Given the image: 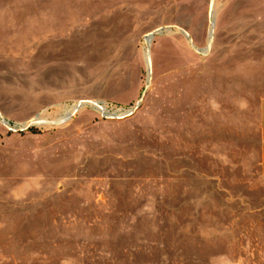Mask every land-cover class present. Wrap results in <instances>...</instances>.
<instances>
[{"label":"rangeland","instance_id":"1","mask_svg":"<svg viewBox=\"0 0 264 264\" xmlns=\"http://www.w3.org/2000/svg\"><path fill=\"white\" fill-rule=\"evenodd\" d=\"M247 4L0 0V264H264Z\"/></svg>","mask_w":264,"mask_h":264},{"label":"crops","instance_id":"2","mask_svg":"<svg viewBox=\"0 0 264 264\" xmlns=\"http://www.w3.org/2000/svg\"><path fill=\"white\" fill-rule=\"evenodd\" d=\"M255 5H246L240 9V40L243 53V62L248 66L256 62L257 75L247 76L242 81L244 85H255L256 93L263 94L258 103V131L261 141V150L264 163V57L259 55L249 59L248 52L264 53V0H251ZM245 58V59H244ZM246 66V67H247ZM261 68V69H260ZM254 76V77H253Z\"/></svg>","mask_w":264,"mask_h":264},{"label":"bare ground","instance_id":"3","mask_svg":"<svg viewBox=\"0 0 264 264\" xmlns=\"http://www.w3.org/2000/svg\"><path fill=\"white\" fill-rule=\"evenodd\" d=\"M213 20V19H212ZM212 22V21H211ZM212 31H213V22H212V25L210 27V32H209V41L211 40V37H212ZM151 38H153V34H150L149 37H147L145 39V42L146 44H150V41H151ZM148 59V58H147ZM147 62V65H148V60L146 61ZM123 115V114H122ZM122 115H119V116H113L114 118H121Z\"/></svg>","mask_w":264,"mask_h":264},{"label":"water","instance_id":"4","mask_svg":"<svg viewBox=\"0 0 264 264\" xmlns=\"http://www.w3.org/2000/svg\"><path fill=\"white\" fill-rule=\"evenodd\" d=\"M138 107H139V105H137V106L135 107L134 111H135ZM134 111H133V112H134ZM133 112L130 111V112H128V113H125V114H123V115L121 116V118H124V117L130 116V115L133 114Z\"/></svg>","mask_w":264,"mask_h":264}]
</instances>
